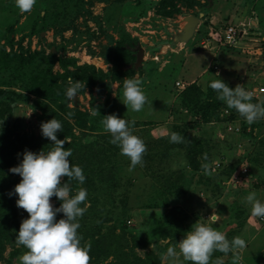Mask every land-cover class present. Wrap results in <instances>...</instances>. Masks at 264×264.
<instances>
[{
	"label": "rangeland",
	"instance_id": "rangeland-1",
	"mask_svg": "<svg viewBox=\"0 0 264 264\" xmlns=\"http://www.w3.org/2000/svg\"><path fill=\"white\" fill-rule=\"evenodd\" d=\"M188 16L199 24L184 40ZM248 22L264 35V0H37L30 13L0 0V166L15 158L10 151L1 155L4 142L50 151L54 145L40 125L61 121L63 138H57L85 176L83 184L70 183L72 195L87 190L78 234L82 246L90 245V264H169L167 249L178 250L196 222L246 242L243 250L213 251L209 264L218 257L223 264H264V222L244 203L251 191L264 202V119L248 124L208 86L217 74L230 88L264 86V51L254 42L217 46L221 28ZM69 78L82 85L74 99L65 95ZM126 78L140 81L147 97L141 111L123 104ZM176 82L184 87L178 90ZM187 96L196 101L193 109L179 103ZM251 102L264 104V97ZM110 114L129 121L146 145L132 170L103 127ZM227 124L241 132H227ZM172 132L183 141L171 142ZM241 159L253 182L237 180L233 188V165ZM219 161L230 165L219 175L227 181L220 187L204 176ZM206 183L214 191L208 204L200 193ZM25 252L7 246L0 264H20Z\"/></svg>",
	"mask_w": 264,
	"mask_h": 264
},
{
	"label": "clouds",
	"instance_id": "clouds-1",
	"mask_svg": "<svg viewBox=\"0 0 264 264\" xmlns=\"http://www.w3.org/2000/svg\"><path fill=\"white\" fill-rule=\"evenodd\" d=\"M36 2L37 0H14L21 13H30ZM215 76L218 78L212 80L208 86L228 108L235 109L248 124L264 119V104L252 103L251 91L239 84L230 88L218 74ZM123 81V104L127 109L130 106L132 111H141L147 103V97L140 87V81L135 78H126ZM69 85L65 95L74 99L82 85L77 80L73 82L72 78H69ZM72 115L73 113H68L66 118ZM103 117L102 124L111 136L110 143L116 145L120 154L130 160L129 170L141 164L146 145L140 137L133 134L130 122L115 114ZM40 130L42 137L50 140L54 147L47 153L26 150L18 166L10 169L21 177L13 190L18 196L16 205L28 213V218L22 220L16 235L17 245L27 249L19 257L20 264H90V245L82 246L81 236L78 234L79 218L87 210V190L80 188L72 195L70 183L72 180L80 184L85 182L83 169L71 164V150L64 147L65 140L57 138V133L62 131L61 121L54 117L42 122ZM170 141L180 143L183 136L172 132ZM62 177H67L68 181L61 183ZM52 197L61 202L59 207L53 206L50 199ZM244 203L250 205L253 217L264 219V202L257 198L255 191L248 193ZM61 213L62 218L57 220V215ZM211 216L215 219L213 214ZM177 244L178 250L176 247H169L166 251L169 264H183V261L209 264L213 251L228 254L246 247V242L241 237L236 236L229 241L223 232L198 222ZM214 264H223L222 258L218 257Z\"/></svg>",
	"mask_w": 264,
	"mask_h": 264
},
{
	"label": "trees",
	"instance_id": "trees-1",
	"mask_svg": "<svg viewBox=\"0 0 264 264\" xmlns=\"http://www.w3.org/2000/svg\"><path fill=\"white\" fill-rule=\"evenodd\" d=\"M262 97H264V95ZM179 100H180L179 103L185 106L186 108L191 107L193 109L196 105L195 99L191 96L183 97V98H180ZM252 101H257V100L252 99ZM242 134H245V131H243ZM58 136L60 138H63V130L61 132H58ZM17 148L13 142H4V149L3 151L1 150L2 152L1 155H3V157L5 156L9 157L12 153L14 154L15 158H14V162L9 161L11 165H7L9 162L5 161L6 166L5 167L0 166V261H2L3 259V254L7 246L17 245L16 235L19 231L20 224L22 220L28 218V213L25 210L18 208L16 205V200L18 199V196L14 193L13 190H14V187L19 182L15 183L14 180L11 181V178L13 177V173L10 171V169L13 167H16L17 163H20L22 161V158H23L22 154L25 152V151H22L20 147H17ZM8 151H10L11 153L5 154V152H8ZM221 162H222L221 168L217 173L213 174L208 169L206 174H204V176L205 177L207 176V179H209L210 181L209 183H213L215 179V182L217 183L219 187L224 186V184H226L227 182L225 180H221L220 178H222V176L219 177V175L223 173L228 167H230V165L224 166V162L223 161ZM233 166L235 167V170L232 172L231 178H233L234 175L239 174L240 169L242 167L247 168L246 162H244L242 159L239 162H236ZM4 175H6L7 177H4ZM14 176L15 177L12 179H15L19 175L14 174ZM249 176L252 178V182H253V177H252L253 175L249 173ZM231 186L233 188H237V186L236 187L234 186V183ZM201 188L202 190L200 193L204 195V198L207 200L205 203L208 204L207 203L209 201L208 198H212V196H214V191L211 186H208L207 183ZM205 205H203L202 208H205ZM258 223L262 224L263 222L258 221ZM21 247L25 248L22 245Z\"/></svg>",
	"mask_w": 264,
	"mask_h": 264
},
{
	"label": "built area",
	"instance_id": "built-area-1",
	"mask_svg": "<svg viewBox=\"0 0 264 264\" xmlns=\"http://www.w3.org/2000/svg\"><path fill=\"white\" fill-rule=\"evenodd\" d=\"M254 24L248 22L247 27L241 26H228L225 28H221L220 31V41L217 44L218 47L224 49H241L247 47L248 43L254 42L258 47V50L264 51V35L261 32H256L258 30ZM212 43V42H211ZM214 44V43H213ZM175 87L178 90H181L184 87V84L181 82H176ZM255 87V88H254ZM248 88L247 90L253 93L252 99L259 100L264 95V86L256 85ZM227 132H232L233 134H239L241 129L233 124L226 125ZM222 162L215 163L211 168L210 172L215 174L221 168ZM248 169L246 167H242L240 169L239 174L233 176V180H236L234 186H238L237 180H243L244 178H248L251 180V177L248 175ZM252 181V180H251ZM261 222H264V219L260 218Z\"/></svg>",
	"mask_w": 264,
	"mask_h": 264
},
{
	"label": "water",
	"instance_id": "water-1",
	"mask_svg": "<svg viewBox=\"0 0 264 264\" xmlns=\"http://www.w3.org/2000/svg\"><path fill=\"white\" fill-rule=\"evenodd\" d=\"M199 24V20L193 16L186 17V25L184 27V31L182 34V39L187 40L191 38L194 34L195 27ZM138 51V62L141 61V58L143 56V50L141 48L137 49Z\"/></svg>",
	"mask_w": 264,
	"mask_h": 264
}]
</instances>
